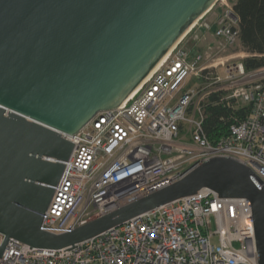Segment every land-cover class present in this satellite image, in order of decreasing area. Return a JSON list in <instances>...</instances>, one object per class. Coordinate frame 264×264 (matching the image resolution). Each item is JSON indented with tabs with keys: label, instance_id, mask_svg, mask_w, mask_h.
<instances>
[{
	"label": "built area",
	"instance_id": "obj_1",
	"mask_svg": "<svg viewBox=\"0 0 264 264\" xmlns=\"http://www.w3.org/2000/svg\"><path fill=\"white\" fill-rule=\"evenodd\" d=\"M200 28L211 30L205 23ZM191 29L132 95L116 108L96 113L72 135L74 145L41 219V231L70 232L179 181L212 158L239 162L264 185V71L247 73L241 62L222 64V76L215 73L211 79L216 65L204 63L206 55L183 42ZM199 33L191 36L193 42L200 40ZM212 34L225 48L238 42L233 12L214 26ZM189 78L212 84L187 89ZM212 89L225 90V100L236 108L249 106L250 112L231 123L226 134L210 139L202 127L201 102ZM3 238L0 234V244ZM0 264H258V260L250 203L203 188L72 247L37 249L9 240Z\"/></svg>",
	"mask_w": 264,
	"mask_h": 264
},
{
	"label": "water",
	"instance_id": "obj_2",
	"mask_svg": "<svg viewBox=\"0 0 264 264\" xmlns=\"http://www.w3.org/2000/svg\"><path fill=\"white\" fill-rule=\"evenodd\" d=\"M217 0H0V258L9 240L59 250L206 188L251 206L264 264V185L212 158L70 232L40 230L72 135L119 106Z\"/></svg>",
	"mask_w": 264,
	"mask_h": 264
},
{
	"label": "trees",
	"instance_id": "obj_3",
	"mask_svg": "<svg viewBox=\"0 0 264 264\" xmlns=\"http://www.w3.org/2000/svg\"><path fill=\"white\" fill-rule=\"evenodd\" d=\"M232 12L237 18L238 42L247 54L241 59L245 72L264 68V0H236ZM226 91L212 89L201 102L204 119L202 127L210 139L226 134L227 127L249 115V106L236 108L225 100Z\"/></svg>",
	"mask_w": 264,
	"mask_h": 264
},
{
	"label": "rangeland",
	"instance_id": "obj_4",
	"mask_svg": "<svg viewBox=\"0 0 264 264\" xmlns=\"http://www.w3.org/2000/svg\"><path fill=\"white\" fill-rule=\"evenodd\" d=\"M234 1L235 0H218L212 9L207 12L205 16L201 17L196 27L191 29L190 33L185 37L186 40L183 41L187 42L188 47H192L194 50L198 49L206 55V62L204 63L207 65H216L214 74L210 76L211 79L215 73L222 76V64L240 63L241 59L247 56L239 45V42L231 47L225 48L212 34L214 26L224 19L229 12L232 13V5L235 3ZM203 23L211 26V30H206L205 28V30L203 28L198 30V25ZM197 31H200V40L198 42H193L191 36L194 35V33H197ZM261 71L264 70L260 69L256 73H260ZM187 82V89L195 88V86H200L202 88L209 87L212 84L211 80H195L193 78H189ZM213 242L217 243V240L214 239Z\"/></svg>",
	"mask_w": 264,
	"mask_h": 264
},
{
	"label": "bare ground",
	"instance_id": "obj_5",
	"mask_svg": "<svg viewBox=\"0 0 264 264\" xmlns=\"http://www.w3.org/2000/svg\"><path fill=\"white\" fill-rule=\"evenodd\" d=\"M204 16H205V15H204ZM171 49H172V48H171ZM171 49H170V50H171ZM170 50H169V51H170ZM169 51H168V52H169ZM168 52H167V53L164 55V57L159 61V63H160V62H161V61L167 56ZM137 88H138V87H137ZM135 91H136V89H134L133 92H132L130 95H132ZM130 95H129V96H130ZM129 96H128V97H129Z\"/></svg>",
	"mask_w": 264,
	"mask_h": 264
},
{
	"label": "crops",
	"instance_id": "obj_6",
	"mask_svg": "<svg viewBox=\"0 0 264 264\" xmlns=\"http://www.w3.org/2000/svg\"><path fill=\"white\" fill-rule=\"evenodd\" d=\"M235 1H236V0H235ZM235 1H234V2H235ZM234 2H233V3H234Z\"/></svg>",
	"mask_w": 264,
	"mask_h": 264
}]
</instances>
